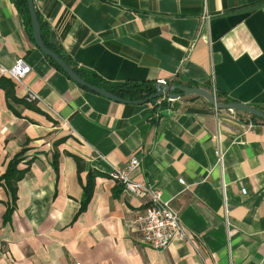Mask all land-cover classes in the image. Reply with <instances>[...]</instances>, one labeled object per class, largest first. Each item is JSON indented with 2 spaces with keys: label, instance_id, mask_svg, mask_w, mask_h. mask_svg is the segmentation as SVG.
<instances>
[{
  "label": "crops",
  "instance_id": "obj_1",
  "mask_svg": "<svg viewBox=\"0 0 264 264\" xmlns=\"http://www.w3.org/2000/svg\"><path fill=\"white\" fill-rule=\"evenodd\" d=\"M35 7L64 52L106 80H189L264 106V0H35ZM18 59L31 66L22 82L0 73L21 100L0 87V175L23 147L19 168L31 163L6 221L11 194L0 185V264H264V123L216 110L199 95L170 100L157 116L150 102L84 89L36 45L17 0H0V68ZM28 89L40 100L27 101ZM70 154L83 159L81 171ZM133 156L141 165L132 177L171 200L198 251L187 242L159 250L140 241L132 220L148 199L110 177ZM89 171L93 194L79 213Z\"/></svg>",
  "mask_w": 264,
  "mask_h": 264
},
{
  "label": "trees",
  "instance_id": "obj_2",
  "mask_svg": "<svg viewBox=\"0 0 264 264\" xmlns=\"http://www.w3.org/2000/svg\"><path fill=\"white\" fill-rule=\"evenodd\" d=\"M17 6L19 7L20 11L23 13V16L25 17V22L27 26L29 27V30L31 32V36L33 37L32 32V23H31V16L28 8V2L27 0H17ZM37 10V9H36ZM38 12V11H37ZM39 15V13H38ZM39 20L42 26V35L45 44L57 52L61 57H63L69 65L75 68L77 73H79L86 81L89 83L103 87L107 89L108 91L112 92L114 95L122 98V99H129V100H138L146 98L153 93L156 92L155 82L156 80H124V81H109L103 78L101 75H99L97 72L88 69L86 67L79 66L71 56L67 55L64 50L61 47L60 42L56 39L55 35L52 33L51 29H49L47 23L44 21V19L39 15ZM34 39V37H33ZM46 57L51 61V63L59 70H61L63 73H65L67 76L68 74L48 55ZM175 81V82H173ZM169 83H176L181 84L185 86H202L196 82L193 81H183V80H172ZM0 87H2L5 92L8 99L14 100V101H21L19 100L14 93V83L11 79L1 76L0 77ZM83 87V86H82ZM205 87L208 88V86L205 85ZM84 89L90 90L86 87H83ZM212 92L214 91L213 88H208ZM92 91V90H90ZM216 98L220 102H231L233 101L229 97H227L224 93L221 91L215 89L214 92ZM161 100V103H158V100ZM170 99L167 97H160L153 99L149 101L153 104L154 110L159 111L162 113V111L166 108L168 102ZM11 106V105H10ZM264 111L263 107H257ZM252 119L254 121H259L264 123V121L254 115H251ZM27 147H23L14 157L9 161L6 171L0 175V185H4L9 193L11 194V203L12 206L8 207L4 219L9 220L11 217V214L14 211V206L16 205L17 198H18V183L21 181L26 174L30 170V161L26 168H19V164L24 159L23 156L27 151ZM72 155L78 165V171H81L83 168V159L75 154ZM53 166L57 174L59 173V154L55 153L53 155ZM96 173L93 171H89L87 180L85 183H83V198L81 203L80 212L84 211L90 202V199L93 194L94 189V179H95ZM122 186L121 184H119Z\"/></svg>",
  "mask_w": 264,
  "mask_h": 264
},
{
  "label": "built area",
  "instance_id": "obj_3",
  "mask_svg": "<svg viewBox=\"0 0 264 264\" xmlns=\"http://www.w3.org/2000/svg\"><path fill=\"white\" fill-rule=\"evenodd\" d=\"M30 71L31 66L26 64L23 59H18L10 68H0L1 74L10 76L16 82H22ZM213 90L214 93L215 88ZM26 99L29 102H34L40 100V95L36 91L28 89ZM158 103H161L160 99ZM216 110L218 109L216 108ZM230 111L234 112V110ZM156 115L159 116L160 112L157 111ZM250 126L253 125L250 124ZM217 154L222 161L221 151H217ZM140 165V157L133 156L123 167L113 165L110 172V177L120 183L125 191L140 198L148 199L145 209L132 220L133 228L139 234L140 241L159 250L167 249L174 241L187 242L198 251L195 237L182 224L179 213L173 208L171 200L165 199L162 190L152 183L136 180L132 177V173ZM179 181L182 184L185 182L183 178H180ZM242 191L246 193L245 188Z\"/></svg>",
  "mask_w": 264,
  "mask_h": 264
},
{
  "label": "water",
  "instance_id": "obj_4",
  "mask_svg": "<svg viewBox=\"0 0 264 264\" xmlns=\"http://www.w3.org/2000/svg\"><path fill=\"white\" fill-rule=\"evenodd\" d=\"M27 2L31 16L33 37L36 45L41 49L43 53L50 56L68 74V76L72 80L77 82L79 85L86 87L105 97L111 98L113 100L121 101L125 103H133V104L148 103L149 101L160 97H167L168 99L173 100V99H178L183 95H199L204 97L209 103H211L217 109L246 111L264 121L263 110L242 101H231L227 103L220 102L217 100L215 94L211 90L202 86H185L176 83H169L166 80H157L155 82V87H156L155 93L143 99L129 100V99H122L103 87H99L89 83L79 73H77L75 68L69 65L63 57H61L57 52H55L45 44L42 35V26L39 20L38 12L35 7V0H27Z\"/></svg>",
  "mask_w": 264,
  "mask_h": 264
}]
</instances>
